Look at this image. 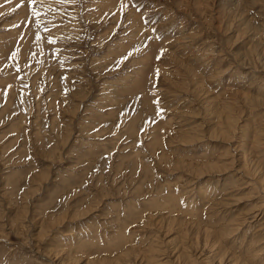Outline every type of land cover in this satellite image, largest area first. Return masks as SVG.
I'll return each instance as SVG.
<instances>
[{"label": "rangeland", "instance_id": "rangeland-1", "mask_svg": "<svg viewBox=\"0 0 264 264\" xmlns=\"http://www.w3.org/2000/svg\"><path fill=\"white\" fill-rule=\"evenodd\" d=\"M0 264H264V0H0Z\"/></svg>", "mask_w": 264, "mask_h": 264}, {"label": "snow or ice", "instance_id": "snow-or-ice-1", "mask_svg": "<svg viewBox=\"0 0 264 264\" xmlns=\"http://www.w3.org/2000/svg\"><path fill=\"white\" fill-rule=\"evenodd\" d=\"M123 6V5H122ZM33 14L36 16H39L40 13L36 12L35 8L33 9ZM39 39V37H37ZM53 41L51 39H49V43H52Z\"/></svg>", "mask_w": 264, "mask_h": 264}]
</instances>
